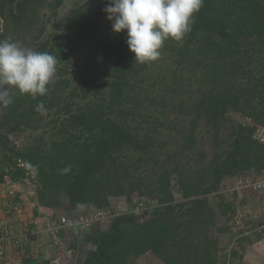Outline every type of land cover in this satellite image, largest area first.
I'll return each instance as SVG.
<instances>
[{"label": "trees", "instance_id": "trees-1", "mask_svg": "<svg viewBox=\"0 0 264 264\" xmlns=\"http://www.w3.org/2000/svg\"><path fill=\"white\" fill-rule=\"evenodd\" d=\"M64 1L0 0V25L7 24L0 41L9 40V26L22 29ZM101 17L100 9L77 6L64 28L88 40ZM193 21L181 41L169 38L159 58L146 63L135 62L126 30L119 32L104 45L111 71L88 85L64 78L73 39L51 34L36 47L58 60L48 92H17L0 125V194L9 180H31L36 213L51 218L47 229L67 223L61 218H73L69 212L110 208L111 197L130 205L107 230L76 224L48 232L53 243L68 232L74 250L84 232L93 242L105 240L86 264H131L148 253L164 264H226L211 229H227L217 219L234 220L241 192L222 187L264 171V144L254 137L255 125H264V0H203ZM43 125L23 146L12 139ZM140 202L147 206L135 212ZM249 248H232L227 257L248 258Z\"/></svg>", "mask_w": 264, "mask_h": 264}, {"label": "rangeland", "instance_id": "rangeland-1", "mask_svg": "<svg viewBox=\"0 0 264 264\" xmlns=\"http://www.w3.org/2000/svg\"><path fill=\"white\" fill-rule=\"evenodd\" d=\"M108 0H65L63 5L60 6L56 12L50 8L41 9L38 16L35 18L34 22L28 21L25 23L21 30H18V38L22 44L27 45L29 48L37 47L39 42L51 34H57L62 37H67L73 39L71 43V62L68 64V71L64 78L70 79L71 84L76 85L81 82L89 84L90 81L96 80L99 78V75L105 71H111L112 60L107 59L106 51L104 50V45L116 38L119 33L112 30V22L107 19V13L103 11ZM77 6H85L95 9H100L102 17L99 21L98 28L95 33L88 40L78 39L72 31H68L64 28V22L66 21L67 16L69 15L72 8ZM1 27H6V21L1 20ZM0 32H2L0 30ZM48 110L43 111V115H47ZM51 118V117H50ZM46 126L41 128L34 129H22L16 133L12 134V139L15 140L20 146L25 145L28 142H31L34 137L45 131ZM28 187V185H26ZM32 190L35 191L34 185ZM175 186V181L173 180V187ZM250 189V188H244ZM244 189L238 190L236 187V182L234 179H228L224 183L222 190L229 194L233 191H240L241 203L239 202V208L237 213L234 216V220H226V217L221 216L217 219V222L225 226L227 229L224 232H218L214 227L211 229V233L216 237L218 236L219 246L222 248L220 254L222 257H225L226 264H264L262 259L254 258L253 256L258 255L256 252H251L252 248H249L248 258L235 259L234 261L230 260V252L232 248H237L238 250L242 249L243 246L250 247L248 245L249 241L255 237L261 236L264 237V191L252 192L246 191L244 195ZM174 194L177 199H180L181 194L177 190V187H174ZM252 195V196H251ZM245 198L246 201L242 202V199ZM4 199H0V204ZM25 201L27 199H24ZM124 200V199H123ZM122 198L111 197L110 204L111 207L106 209V217H99L97 221H94L89 225L90 227L95 225V227L104 228L107 230L110 226L111 220H113L117 215L124 214L129 212V204L125 203ZM240 200V199H239ZM31 201V202H30ZM30 201L27 200L25 206L28 210L36 208L35 201L30 197ZM10 202V201H9ZM81 211H75L73 213L69 212L73 218H68L63 216L61 220L69 222L73 220H80L81 218L89 217L95 211H87L84 208ZM97 211H100L97 209ZM103 212V211H100ZM25 217V220L27 219ZM139 220L142 219L141 216H137ZM229 224V225H228ZM80 225V224H79ZM85 227V224H83ZM238 226V228H237ZM237 230H241L243 235L238 237ZM67 234H69L67 232ZM243 236V237H242ZM246 236V237H245ZM68 237V236H67ZM65 237L66 239H68ZM239 238H243L239 240ZM224 255V256H223ZM131 264H164L159 260L153 253L144 254L143 256L134 260Z\"/></svg>", "mask_w": 264, "mask_h": 264}, {"label": "clouds", "instance_id": "clouds-1", "mask_svg": "<svg viewBox=\"0 0 264 264\" xmlns=\"http://www.w3.org/2000/svg\"><path fill=\"white\" fill-rule=\"evenodd\" d=\"M202 6L203 0H108L103 11L114 32L126 30V43L135 54V62L146 63L159 58L169 38L182 40ZM57 64V58L48 52L0 41V106L12 103L14 91L45 95ZM37 110L43 112L42 103Z\"/></svg>", "mask_w": 264, "mask_h": 264}, {"label": "built area", "instance_id": "built-area-1", "mask_svg": "<svg viewBox=\"0 0 264 264\" xmlns=\"http://www.w3.org/2000/svg\"><path fill=\"white\" fill-rule=\"evenodd\" d=\"M243 121L249 124H254L252 118L250 117L244 118ZM254 137L257 141L264 144V125H255ZM22 165L24 166L25 164L23 163ZM27 168L29 169L30 167L27 166ZM31 173L32 177H34V172ZM234 182H236V187L238 190L251 188L258 192L264 191V171L257 178H237ZM26 185H28V187ZM30 185H32V183L29 179L24 183L9 180L6 185L7 191L3 194H0V198L10 199V205L5 204L4 206L0 207V264H8L5 249L7 242H18L17 238H19V236L15 232V228L13 225L14 222H17L18 225L23 229H26L27 227L26 225L28 224V222L27 219L25 220V217L27 216V207L25 206V203L27 202V200L30 201V195L34 193V190H32V186ZM24 199L27 200L25 201ZM146 206L147 202L145 204H143V202H140L136 205L134 211L139 212L140 210L145 209ZM100 211H96L89 217L81 218L80 220H73L67 223H63V225L53 222L47 229V232L55 235L59 227L67 229L76 224H85L86 226H89L92 222L97 221L100 216L106 217V209ZM38 231L39 230H37V232ZM30 233H32V231H30ZM49 256L52 259L51 264H75L77 260L76 250H74L73 248H69V240L65 237L63 239L55 240L54 243H50Z\"/></svg>", "mask_w": 264, "mask_h": 264}, {"label": "crops", "instance_id": "crops-1", "mask_svg": "<svg viewBox=\"0 0 264 264\" xmlns=\"http://www.w3.org/2000/svg\"><path fill=\"white\" fill-rule=\"evenodd\" d=\"M4 199L0 207L4 206L7 202L9 203V198ZM5 201V202H4ZM29 208V207H28ZM27 208V222L26 229H23L14 222L15 232L18 234V242L9 241L6 244V255L8 259V264H51L52 259L50 258V243L51 236L47 232V224L50 221V216L47 212L40 210L39 214L36 213V208L28 210ZM10 218V217H9ZM8 218V219H9ZM71 228H67V230ZM37 230H39L37 232ZM66 230V229H65ZM69 230V231H70ZM32 231V233H30ZM85 233V232H84ZM67 232L64 237H67ZM91 238V236L89 235ZM252 245V251L256 252L258 255L253 256L254 258L262 259L264 263V240L262 237L258 240L256 237ZM249 251L246 256H248Z\"/></svg>", "mask_w": 264, "mask_h": 264}, {"label": "water", "instance_id": "water-1", "mask_svg": "<svg viewBox=\"0 0 264 264\" xmlns=\"http://www.w3.org/2000/svg\"><path fill=\"white\" fill-rule=\"evenodd\" d=\"M5 112L6 106H0V123H2V121L4 120ZM104 243L105 240H103L101 243L93 242L90 237L86 238L85 233H83L78 245V256L76 264H86L92 261L95 252L103 250Z\"/></svg>", "mask_w": 264, "mask_h": 264}, {"label": "flooded vegetation", "instance_id": "flooded-vegetation-1", "mask_svg": "<svg viewBox=\"0 0 264 264\" xmlns=\"http://www.w3.org/2000/svg\"><path fill=\"white\" fill-rule=\"evenodd\" d=\"M8 30H9V35H10V38H9L10 41L17 42V43H19L21 46L29 48L27 45L22 44L23 42L21 43V41H20L19 38H18V32H17V31H18V30H21V29H14L13 26H9V27H8ZM30 49L36 51V47L30 48ZM12 91H14V90H12ZM17 92H18V91H14V92H13V97L16 95ZM10 106H11V103L8 104V105L6 106V112L4 113V116H5V115L7 114V112L10 110ZM3 121H4V120H3ZM3 121H2V123H3ZM2 123H0V125H1Z\"/></svg>", "mask_w": 264, "mask_h": 264}]
</instances>
